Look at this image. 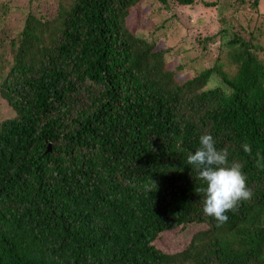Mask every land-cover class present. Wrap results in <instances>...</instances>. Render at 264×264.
I'll return each instance as SVG.
<instances>
[{
    "label": "trees",
    "instance_id": "16d2710c",
    "mask_svg": "<svg viewBox=\"0 0 264 264\" xmlns=\"http://www.w3.org/2000/svg\"><path fill=\"white\" fill-rule=\"evenodd\" d=\"M260 2L28 0L12 24L0 0L13 113L0 121V264H264ZM198 4L217 12L215 30L197 32L196 50L159 48L170 5ZM206 132L253 190L220 226L187 164ZM188 226L179 252L157 247Z\"/></svg>",
    "mask_w": 264,
    "mask_h": 264
},
{
    "label": "rangeland",
    "instance_id": "374dc122",
    "mask_svg": "<svg viewBox=\"0 0 264 264\" xmlns=\"http://www.w3.org/2000/svg\"><path fill=\"white\" fill-rule=\"evenodd\" d=\"M12 7L7 11V18L10 16L12 24L15 21L20 20V16L17 14L15 6L22 7L28 4V0H11ZM40 6L44 5L40 3ZM52 10V7L50 6ZM259 15L256 17L255 25L263 31L261 39L264 41V0H261L259 8ZM45 13L44 10L39 9L36 12ZM173 16V23H165L163 29L158 30L156 33L159 36L158 47L166 48L174 46L176 49H193L196 50L199 47L194 43L193 37L201 31L212 32L215 30L217 21V12L210 8H205L202 4L194 8L176 7L170 5V9L167 13H164L163 18ZM47 16V14H46ZM137 16V15H135ZM219 17V16H218ZM139 24L143 23L146 29H141L146 33H150L154 26V21L148 17L146 13H139ZM181 58L182 52L179 53ZM7 71V69H5ZM13 113L7 105L0 100V121L12 117ZM197 230V226H188L183 231L180 229H173L170 231H164L159 234L156 240V245L163 252L171 254L179 252L186 245L189 236Z\"/></svg>",
    "mask_w": 264,
    "mask_h": 264
},
{
    "label": "clouds",
    "instance_id": "9594fccd",
    "mask_svg": "<svg viewBox=\"0 0 264 264\" xmlns=\"http://www.w3.org/2000/svg\"><path fill=\"white\" fill-rule=\"evenodd\" d=\"M199 147L194 154H187V164L197 172L204 182L200 191L204 193L203 212L214 217L217 226L228 221L225 214L234 211L241 201H248L253 196V190L247 184V177L243 173V165L237 161L229 162L227 148L217 149L216 141L207 132L199 137ZM243 151L249 155L252 147L245 142ZM257 164L264 161L257 152Z\"/></svg>",
    "mask_w": 264,
    "mask_h": 264
}]
</instances>
